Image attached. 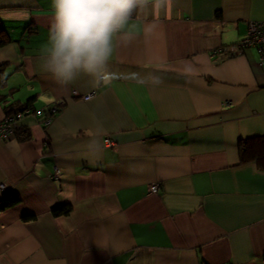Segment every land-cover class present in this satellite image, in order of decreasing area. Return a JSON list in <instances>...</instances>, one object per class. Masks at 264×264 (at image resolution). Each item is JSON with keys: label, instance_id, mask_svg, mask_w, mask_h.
Instances as JSON below:
<instances>
[{"label": "crops", "instance_id": "crops-1", "mask_svg": "<svg viewBox=\"0 0 264 264\" xmlns=\"http://www.w3.org/2000/svg\"><path fill=\"white\" fill-rule=\"evenodd\" d=\"M53 19L52 0H0L13 40L0 48V122L35 98L17 122L29 138L0 139V200L19 198L0 211V264H264V170L239 154L264 136V70L256 47L229 53L264 21V0H172L134 15L130 42L116 38L117 78L98 87L42 70Z\"/></svg>", "mask_w": 264, "mask_h": 264}, {"label": "clouds", "instance_id": "clouds-1", "mask_svg": "<svg viewBox=\"0 0 264 264\" xmlns=\"http://www.w3.org/2000/svg\"><path fill=\"white\" fill-rule=\"evenodd\" d=\"M172 0H52L54 19L49 36L41 49V68L57 83L68 85L79 76L92 79L94 87L110 85L117 74L109 70L116 51V38L130 42L132 34L126 32L135 14L149 10H168ZM129 78L141 84L158 85L156 74L141 76L133 72ZM103 134L97 126L94 136ZM99 152L98 139L94 140Z\"/></svg>", "mask_w": 264, "mask_h": 264}, {"label": "trees", "instance_id": "trees-1", "mask_svg": "<svg viewBox=\"0 0 264 264\" xmlns=\"http://www.w3.org/2000/svg\"><path fill=\"white\" fill-rule=\"evenodd\" d=\"M136 15V14H135ZM13 42L11 35L9 34L6 27L1 23L0 21V48L5 47L7 45H10ZM6 67L7 64H2L0 66V83L5 79V73H6ZM8 97L4 95H0V103L6 102ZM35 101V98H31L25 103L20 102H13L6 106V116L5 117H13L18 114L26 115L29 113H26L28 110L30 113L34 111L33 103ZM61 108L60 106H56V111H59ZM50 111V110H49ZM26 113V114H25ZM51 113V111H50ZM21 117V118H22ZM30 131L27 129H22L17 126L15 130V135L20 139H28L30 136ZM14 135V136H15ZM13 136V137H14ZM239 151H240V164H246L249 162H256L261 169L264 170V136H257L252 137L248 139H243L240 141L239 145ZM19 202V198L13 194L7 195L5 198L0 200V211L6 210L10 207H13ZM72 208L71 206L65 205V206H57L53 210V214L55 216H62V215H69Z\"/></svg>", "mask_w": 264, "mask_h": 264}, {"label": "built area", "instance_id": "built-area-1", "mask_svg": "<svg viewBox=\"0 0 264 264\" xmlns=\"http://www.w3.org/2000/svg\"><path fill=\"white\" fill-rule=\"evenodd\" d=\"M248 47H256L259 53V64L264 70V21L261 22H251L249 25L248 34L245 38L240 40L238 43L229 47L230 54H241ZM94 92L87 94L83 97L84 100H89L94 96ZM26 113H30L28 110ZM25 113V114H26ZM22 117V114H18L17 117H5L2 122H0V139L5 141L10 140L15 135V130L17 128V122ZM47 123V122H46ZM108 145H114L111 139H106L105 141ZM5 189L4 186L1 188ZM159 190L158 184H152L150 186V191L152 193H157Z\"/></svg>", "mask_w": 264, "mask_h": 264}, {"label": "rangeland", "instance_id": "rangeland-1", "mask_svg": "<svg viewBox=\"0 0 264 264\" xmlns=\"http://www.w3.org/2000/svg\"><path fill=\"white\" fill-rule=\"evenodd\" d=\"M6 74H7V72H6ZM5 76H7V75H5ZM2 122V121H1Z\"/></svg>", "mask_w": 264, "mask_h": 264}]
</instances>
